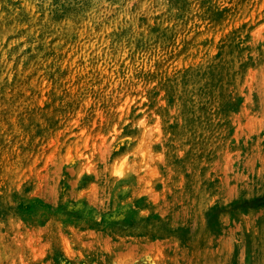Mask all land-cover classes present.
I'll return each instance as SVG.
<instances>
[{"label":"rangeland","instance_id":"374dc122","mask_svg":"<svg viewBox=\"0 0 264 264\" xmlns=\"http://www.w3.org/2000/svg\"><path fill=\"white\" fill-rule=\"evenodd\" d=\"M0 264H264V0H0Z\"/></svg>","mask_w":264,"mask_h":264}]
</instances>
